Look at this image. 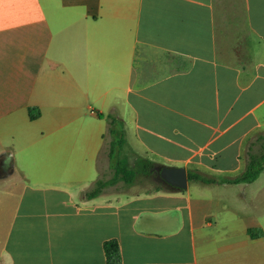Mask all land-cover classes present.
Masks as SVG:
<instances>
[{
  "label": "crops",
  "instance_id": "crops-1",
  "mask_svg": "<svg viewBox=\"0 0 264 264\" xmlns=\"http://www.w3.org/2000/svg\"><path fill=\"white\" fill-rule=\"evenodd\" d=\"M242 2L251 72L219 59L215 0H0V264H107L112 239L120 264H264V222L229 191L138 175L85 197L116 161L98 113L129 170L243 171L264 133V0ZM144 49L180 67L154 75Z\"/></svg>",
  "mask_w": 264,
  "mask_h": 264
},
{
  "label": "rangeland",
  "instance_id": "rangeland-1",
  "mask_svg": "<svg viewBox=\"0 0 264 264\" xmlns=\"http://www.w3.org/2000/svg\"><path fill=\"white\" fill-rule=\"evenodd\" d=\"M215 21L217 31V46L219 59L228 64L243 67L247 72H251L253 68V61L251 59L250 51L251 44L246 35V22H245V8L242 0H215ZM141 56L147 57L149 60H156V67L153 74L167 73L179 68L180 63L175 58L152 50H142ZM118 131L119 126H118ZM115 137L114 140H117ZM244 157V156H243ZM244 159V158H243ZM158 169L150 176L139 175L136 182L137 184L149 182L151 185L158 188H167L158 174ZM195 171L196 170H190ZM218 179L231 178V175L217 176ZM190 189L195 193L205 195V197H213L219 191H229V196L235 198L237 203H242L248 210L253 211V215H258L256 220L264 222V170L259 177L248 185L234 186H203L202 183L196 181L188 182ZM119 184L117 187H120ZM187 190V189H186ZM221 192V193H222Z\"/></svg>",
  "mask_w": 264,
  "mask_h": 264
},
{
  "label": "trees",
  "instance_id": "trees-1",
  "mask_svg": "<svg viewBox=\"0 0 264 264\" xmlns=\"http://www.w3.org/2000/svg\"><path fill=\"white\" fill-rule=\"evenodd\" d=\"M39 113L34 109H29V117L31 120L36 119ZM99 119H105L107 123V131L105 134V139L109 140L107 142V156L110 160L115 159V164L111 171L112 176L109 180H97L92 189L85 193L87 199H93L103 192L107 187L122 184L123 187L131 186L138 175H144L147 177L152 176L155 173V169L158 168L156 165L151 163L141 164L137 170H129L125 165L121 164L117 160L115 150L121 147L123 134L118 131L117 125L120 120L113 115L103 116L97 114ZM118 137L117 140H114ZM244 169L243 171L233 177V178H222L220 180H215L210 177H206L199 172L187 171L188 182L196 181L205 185H215V184H226V185H242L251 184L254 182L261 172L264 170V133L254 134L247 142L244 152ZM247 233L251 238H256L257 235L253 233L252 229H249ZM261 234L259 233L258 236ZM103 252L105 256V261L107 264H120V248L116 240H108L103 244Z\"/></svg>",
  "mask_w": 264,
  "mask_h": 264
},
{
  "label": "water",
  "instance_id": "water-1",
  "mask_svg": "<svg viewBox=\"0 0 264 264\" xmlns=\"http://www.w3.org/2000/svg\"><path fill=\"white\" fill-rule=\"evenodd\" d=\"M161 173L163 183L173 191H184L187 189V172L184 168H167L158 169Z\"/></svg>",
  "mask_w": 264,
  "mask_h": 264
},
{
  "label": "flooded vegetation",
  "instance_id": "flooded-vegetation-1",
  "mask_svg": "<svg viewBox=\"0 0 264 264\" xmlns=\"http://www.w3.org/2000/svg\"><path fill=\"white\" fill-rule=\"evenodd\" d=\"M159 176L161 177V173L158 171Z\"/></svg>",
  "mask_w": 264,
  "mask_h": 264
}]
</instances>
